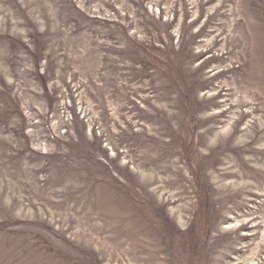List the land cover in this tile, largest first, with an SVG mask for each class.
Returning a JSON list of instances; mask_svg holds the SVG:
<instances>
[{
  "label": "rangeland",
  "instance_id": "obj_1",
  "mask_svg": "<svg viewBox=\"0 0 264 264\" xmlns=\"http://www.w3.org/2000/svg\"><path fill=\"white\" fill-rule=\"evenodd\" d=\"M0 264H264V0H0Z\"/></svg>",
  "mask_w": 264,
  "mask_h": 264
}]
</instances>
